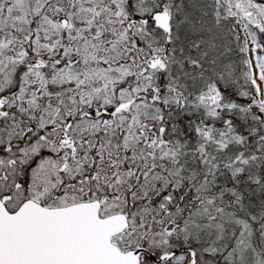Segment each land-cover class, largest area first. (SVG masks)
Wrapping results in <instances>:
<instances>
[{
  "label": "snow or ice",
  "instance_id": "1",
  "mask_svg": "<svg viewBox=\"0 0 264 264\" xmlns=\"http://www.w3.org/2000/svg\"><path fill=\"white\" fill-rule=\"evenodd\" d=\"M0 264H264V0H0Z\"/></svg>",
  "mask_w": 264,
  "mask_h": 264
}]
</instances>
